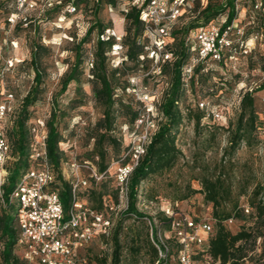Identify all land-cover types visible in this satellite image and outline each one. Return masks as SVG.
Listing matches in <instances>:
<instances>
[{"label": "rangeland", "instance_id": "obj_1", "mask_svg": "<svg viewBox=\"0 0 264 264\" xmlns=\"http://www.w3.org/2000/svg\"><path fill=\"white\" fill-rule=\"evenodd\" d=\"M197 0H192L189 6L183 10V15L177 23V27L186 25L192 18L191 12ZM221 2L222 0H213ZM76 14L67 16L63 22H59L61 13L58 11L49 12L45 17H40L37 10L24 12L27 18L26 26L22 24H11L7 19L13 18L17 13L16 0H0V100L4 99L2 95L5 92L11 94L14 99V107L18 112L21 102L30 87L33 85L34 72L30 67L31 47L33 43H38L44 47L45 52L42 55L40 68L44 73L42 82V94L34 106L29 108L31 119L29 129L38 120L48 121L54 108L57 110V129L61 136L59 149L63 153L64 163L73 162L74 159L82 161L85 155L92 150L93 141L89 139L87 130L93 126L98 118L102 116L103 108L94 101L91 91L89 66L87 58L90 52L93 53L96 44L99 28L101 25L105 28H111L118 34H123L125 22L123 11L129 10L133 5H139L138 0H117L115 7H110L106 0H103L97 6L96 0H75ZM201 5H205L206 0H199ZM238 13L235 24L244 26L246 38L259 31L261 18L252 11L250 0H240L238 3ZM225 16L219 17L212 24L216 27L222 25ZM251 19L253 24H249ZM19 25V26H18ZM94 26L91 34V50L87 46L82 47L83 63L82 74L79 75V82H71L66 91L59 94L61 80L75 62V47L78 41L84 36L87 29ZM144 46L146 40H142ZM89 52V54H88ZM264 51L260 46H256L252 53L248 55L238 54L234 59H225L220 62H207L201 65L202 70L199 78H195L194 85L189 92H183L184 103L180 104L179 109L186 115V109L192 111H202L198 103L208 102L215 110L222 111L235 119L238 102L241 95L249 88L255 89L256 86L264 83L263 60ZM125 75L119 77L121 85L128 84L130 78L135 77L144 83L149 90L160 92L164 84L169 82L171 68L168 69L166 76L149 75L155 68L153 62H134L124 63ZM256 109L259 119L264 125V91L254 94ZM57 99H54V98ZM125 101L132 97L125 93ZM57 100V104L53 101ZM160 97L158 102L160 101ZM142 108V107H141ZM186 117V116H185ZM192 115L185 118L176 138L177 147L182 151V157L175 166L162 174L154 175L144 181L138 192L137 209L142 215L149 217L151 221L157 223L163 221L161 209L178 203L175 211H180L191 217L208 220L215 227L212 218V205L205 203L202 194H194L189 198H182L191 190H200V178L204 174L218 173L220 169L216 167L221 164V157L224 148L228 145V134L220 126H211L210 129L200 126L196 128ZM127 119L120 117L114 128V135L122 141L121 152L118 156L109 157L108 176L109 181L106 191L112 193V202L114 210L110 217L115 225L121 223L119 241L122 246V264H152L153 251L152 240L150 236V227L148 221L127 219L124 216L125 200L118 191L115 182V174L118 167L124 163L131 164V147L137 141L140 128L125 126ZM211 125L212 120L208 119ZM13 124H8L9 133ZM213 134V135H212ZM31 135V142L33 136ZM264 142H258L252 148L242 145L231 160V166L224 164L226 177L232 183V197H236L244 186L247 189V195L240 197V205L248 203V196L256 183H262L264 180ZM17 156L10 155V159L5 164V171L12 168ZM61 165V171L66 180H72L73 174L70 168ZM222 165V164H221ZM83 178L87 177L85 169L79 171ZM7 184V178L2 184ZM248 184V186H247ZM1 187V190H2ZM2 201L0 198V209ZM230 210V205L221 209ZM254 221V220H253ZM253 221L246 222L247 226H252ZM243 225L242 221L233 219L231 224L226 227L232 232H237ZM167 237V228L161 229ZM155 238V236H154ZM155 247V246H154ZM111 243L107 245L94 244L93 253H99L110 257ZM2 244L0 242V251ZM198 248L194 249L197 253ZM18 254V253H17ZM196 264H205V257L195 254ZM170 264H175V257L169 259Z\"/></svg>", "mask_w": 264, "mask_h": 264}, {"label": "trees", "instance_id": "obj_2", "mask_svg": "<svg viewBox=\"0 0 264 264\" xmlns=\"http://www.w3.org/2000/svg\"><path fill=\"white\" fill-rule=\"evenodd\" d=\"M103 0H96L97 6ZM117 0H106L110 7L116 6ZM139 5H133L129 10L123 11L125 22L124 33L122 38V51L118 55L111 51L113 41H101V35L106 29L101 25L99 35L97 36L96 44L93 53L88 52L89 58L92 57V68L89 69L91 76L90 85L94 101L103 108L102 116L96 120L93 126L87 130L89 139L93 141L92 150L85 155V159L80 161L74 159L78 164L89 163L94 166L99 174H104L105 178L99 182H95L93 178H84L87 181V186L81 189L77 194V200L84 202L91 209L105 215L112 214L110 208L114 207L112 202V193L106 191L109 181L108 166L109 157L112 152L113 156H118L121 152L122 141L114 135V128L120 117L127 119L125 126H135L138 114L142 109V104L129 97L125 101L126 81L121 85L119 77L125 75L124 63L127 61L134 62H152L145 53L143 40V23L140 20V14L145 9L150 0H138ZM236 1L237 0H222L221 2L206 0L205 5H201L199 0L196 1L192 9V18L190 21L181 27H177L179 19L174 24L170 32V37L166 46V51L172 54L170 62H164L160 66V74L158 76H166L168 69L171 68L170 80L168 87L160 97V101L156 104L155 119L158 123L157 131L151 136L150 142L146 147V152L142 156L137 166L133 169L128 182L127 194V209L124 211V216L127 219L143 220L145 217L138 212L137 198L141 184L150 177L162 174L172 169L178 160L182 157V151L177 147L176 138L185 118L191 115L194 121V126H200L210 129L202 125L201 121L205 116L203 111H192L186 109V115L179 109L180 104L184 103L183 88L180 81V72L182 66L189 58V47L186 44L189 33L199 27L211 25L219 17L225 16L222 21L221 29H225L234 20H236ZM69 0H64L59 5H53L45 10L40 17H45L49 12L58 11L63 14ZM78 2L73 5L76 7ZM77 8V7H76ZM70 16V15H69ZM72 16V15H71ZM260 17V16H259ZM67 19V18H66ZM9 22V19H7ZM261 20V26H263ZM19 26V25H18ZM95 29L90 26L84 36L78 41L75 47V62L69 72L64 75L61 80V88L59 94L66 91L71 82H79V75L82 74V47L87 46L91 50V34ZM264 51V46H263ZM46 49L38 43H33L31 47L30 67L34 72L33 85L23 98L18 112L10 117L9 124L13 127L9 133L8 126L6 130V138L10 146V155L17 156L12 168L8 169L7 184L3 185V205L0 209V242L2 250L0 251V264H24L19 254L16 251V242L18 238V230L14 224V216L17 209V203L8 202V197L19 181L23 173H25L33 164L29 161V148L31 144L30 129L28 127L31 115L29 108L34 106L38 98L42 94V82L44 73L40 68L41 58ZM252 53V51H251ZM225 57L220 61L222 62ZM263 69H264V57ZM218 62V63H220ZM202 64L198 65L194 70V75L191 81V87L194 85L195 78H199V73L202 70ZM264 91V83L260 84L257 89L251 92L245 91L238 102L235 119L228 117L226 127L224 128L228 134V145L224 148L221 157V164L216 167L220 169L218 173H206L199 182L200 190H191L185 195L182 200L189 198L194 194H202L204 202L211 204L212 218L215 222L213 232L207 242L206 254L210 261L208 264H264V180L262 183H256L251 194L248 196V203L240 205L239 198L247 195L246 186L236 196L232 197V183L226 177L224 164L228 162L231 166V160L238 152L242 145L247 148H252L254 144L264 142V125L259 119V114L256 109V101L254 94ZM54 99H57L56 97ZM57 104V100L53 101ZM213 107V106H212ZM16 110V109H15ZM186 116V117H185ZM161 117V120L158 119ZM58 115L57 110L51 112L50 119L46 121L45 127L47 132L46 137V154L49 165L52 168L54 182L51 184V189L58 192L60 200L64 207L65 215L73 205L72 197V180H66L61 171V165L64 163L63 153L59 149L61 144V136L57 129ZM217 126V125H216ZM213 135V134H212ZM264 162V154H263ZM69 163H64L70 168ZM129 164V163H128ZM124 163L123 165H128ZM83 178V177H82ZM115 182L117 184L116 178ZM248 186V184H247ZM120 188L118 187L116 194ZM108 200L110 204L104 205V200ZM178 203L175 202L174 205ZM230 205V210H225L222 207ZM244 206H248L250 211L248 214L244 212ZM176 206L174 208H177ZM164 219L163 213H161ZM197 219V218H195ZM233 219L242 221L243 225L240 229L232 233L226 225L228 220ZM253 221L252 226H247L246 222ZM167 228V227H166ZM121 231V223L114 225L109 237H100L92 243L82 246L78 254L85 257L87 264H122V246L119 241ZM111 243L110 257L99 253L92 252L94 244L106 245ZM169 246L168 259L166 261H158V253L154 246L153 263L152 264H170L169 259L175 257V264H178L176 257L179 251L178 244L170 239L167 241ZM195 254H204L197 252L193 253L192 258L195 262ZM205 264L207 263L205 259Z\"/></svg>", "mask_w": 264, "mask_h": 264}, {"label": "built area", "instance_id": "obj_3", "mask_svg": "<svg viewBox=\"0 0 264 264\" xmlns=\"http://www.w3.org/2000/svg\"><path fill=\"white\" fill-rule=\"evenodd\" d=\"M64 0H16L17 13L9 19L11 24L27 25L28 20L24 17V12L37 10L40 15L53 5H59ZM236 1V11L238 13V3ZM192 0H150L145 9L140 14L143 23V40L147 41L144 46L147 57L154 63L155 68L150 75L158 76L160 66L164 62L172 60V54L166 51V46L170 37V32L174 24L182 15L183 10L189 6ZM252 11L257 13L264 24V0H250ZM76 7L73 0H69L66 10L59 17V22H63L67 16L76 14ZM235 21V20H234ZM234 21L225 29L216 27L213 24L206 27H199L191 31L187 37L186 44L189 47V58L182 66L180 81L184 92L191 90V81L195 68L207 62H220L224 57L234 59L238 54L248 55L256 46H264V25L246 38L244 26H238ZM251 19L249 24H253ZM101 41L112 40L111 51L119 54L122 51L121 34L112 29H106L99 35ZM92 57L88 60L89 68H92ZM168 83L160 91H151L135 77L129 79L126 93L142 104L136 127L140 128L137 141L131 147V164L118 167L115 178L120 193L125 200L127 209V194L129 177L133 169L137 166L139 159L144 156L146 147L151 136L157 131L158 123L155 119L156 104L162 96ZM258 86L255 87L257 89ZM254 89L249 88L251 92ZM4 99L0 100V198L3 201L2 184L7 178L5 164L10 159V146L6 138L7 126L10 117L14 113V99L11 94L2 88ZM198 106L205 112L201 124L207 127L217 125L226 127L228 117L222 111H217L208 102H199ZM212 120L211 125L206 120ZM161 120V117L158 121ZM33 141L29 148V161L33 164L19 179L14 189L8 197V202L17 203L14 216V224L18 230L16 251L20 255L24 264H87L86 258L78 254L82 246H86L100 237H109L114 227V222L110 215L98 213L91 209L84 202L77 200L78 192L87 186V181L79 175V171L85 169L89 177L95 182L105 178L104 174H99L94 166L89 163L78 164L73 161L70 164V171L73 174L71 181L73 205L69 209L67 216L64 212L63 204L57 191L51 189L54 182L52 168L49 165L46 154V127L44 121L38 120L30 128ZM110 202L104 200V205ZM138 204H140L138 202ZM142 205V204H140ZM177 207L175 204L174 207ZM111 210L114 207L111 206ZM161 213L164 219L156 222L149 217L143 220L148 221L150 236L153 245L158 253V261L168 259L169 246L167 241L173 239L179 246L176 260L178 264H195L192 258L193 251L198 248V252L208 258L207 242L213 232V226L208 220L195 219L180 211H175L171 206L163 207ZM248 206H244V212L248 214ZM228 224L232 220L227 221ZM167 227V233L171 237L161 234V229ZM155 236V238H154Z\"/></svg>", "mask_w": 264, "mask_h": 264}]
</instances>
